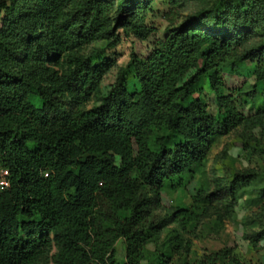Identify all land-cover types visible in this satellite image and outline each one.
Instances as JSON below:
<instances>
[{
	"label": "trees",
	"instance_id": "1",
	"mask_svg": "<svg viewBox=\"0 0 264 264\" xmlns=\"http://www.w3.org/2000/svg\"><path fill=\"white\" fill-rule=\"evenodd\" d=\"M161 1L173 24L192 0ZM153 2L0 0V167L9 181L0 190V264H170L159 238L172 224L168 250L190 253L183 234L209 214L215 192L197 188L194 208L167 210L163 190L186 187L204 169L217 134L264 126V109H240L264 94V0L199 6L146 56L131 51L86 109L110 66L107 52L123 37L142 42L155 32L146 22ZM229 72L252 77L251 90L229 87ZM259 176L232 174L227 213L238 186ZM247 238L254 247L264 239V219ZM149 244L157 246L151 257ZM218 263L244 264L232 247L201 259Z\"/></svg>",
	"mask_w": 264,
	"mask_h": 264
},
{
	"label": "rangeland",
	"instance_id": "2",
	"mask_svg": "<svg viewBox=\"0 0 264 264\" xmlns=\"http://www.w3.org/2000/svg\"><path fill=\"white\" fill-rule=\"evenodd\" d=\"M212 0H192L178 9L179 19L173 24H169L163 17V13L168 11L165 1L154 0L149 10H147L146 22L153 26V32L146 41H136L132 38H122L121 43L113 50L107 52L111 58L110 66L105 70L101 79L98 91L95 92L86 103L85 108H90L98 104L102 95L113 84L117 72L126 66L130 52L134 51L139 56L144 57L149 52L151 45L162 39L168 28L179 24L188 14L194 12L199 6L208 4ZM101 46L100 41L90 43L84 54H89ZM59 66L65 67L63 59L59 60ZM228 86H242L244 90H251L253 86L252 77L246 74L228 73ZM260 88H264L260 85ZM203 96L208 106V110L214 114L216 106L213 95L209 93L207 82L203 85ZM257 108L264 109V94L257 93L252 101L242 106L240 109L245 115L253 114ZM254 169L259 173V177L251 182H246L238 186V204L234 211L227 213L225 209L226 185L232 174ZM264 186V126L240 125L235 129L222 134H217L214 140V147L208 155L204 169L196 174L190 183L183 188H165L162 194V201L165 209L171 210L176 206L187 207L189 209L196 206L192 199L197 188H204L215 192V200L210 204L205 203L209 214L201 219L197 224L190 227L188 233L183 234L190 243V253H172L166 246V241L173 234L172 228H177L175 224L170 225L160 236L159 245L161 251L169 256L170 264H201V259L205 254L215 252L224 247H232L238 250L244 264H264V239L254 247L249 239V234L260 229L264 219V197L260 196V189ZM203 205V204H202ZM200 204V206H202ZM158 245V246H159ZM157 246L149 244L146 251L151 257L155 254ZM117 259L123 258V242L116 243ZM160 251V252H161ZM229 264V263H218Z\"/></svg>",
	"mask_w": 264,
	"mask_h": 264
},
{
	"label": "built area",
	"instance_id": "3",
	"mask_svg": "<svg viewBox=\"0 0 264 264\" xmlns=\"http://www.w3.org/2000/svg\"><path fill=\"white\" fill-rule=\"evenodd\" d=\"M8 185V171L0 167V190L6 188Z\"/></svg>",
	"mask_w": 264,
	"mask_h": 264
}]
</instances>
